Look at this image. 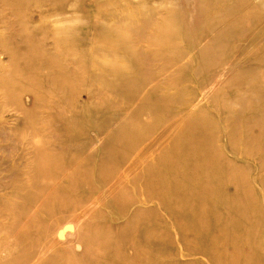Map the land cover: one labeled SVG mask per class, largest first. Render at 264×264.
<instances>
[{"label": "rangeland", "instance_id": "374dc122", "mask_svg": "<svg viewBox=\"0 0 264 264\" xmlns=\"http://www.w3.org/2000/svg\"><path fill=\"white\" fill-rule=\"evenodd\" d=\"M0 264H264V0H0Z\"/></svg>", "mask_w": 264, "mask_h": 264}, {"label": "bare ground", "instance_id": "6f19581e", "mask_svg": "<svg viewBox=\"0 0 264 264\" xmlns=\"http://www.w3.org/2000/svg\"><path fill=\"white\" fill-rule=\"evenodd\" d=\"M58 31H60V28ZM143 137H144L143 134L133 137L131 139V141H133V142H131L129 147L126 148V152L129 154V150L134 148L133 144H138L137 142L142 140ZM146 144H144L143 147L138 149L137 154L135 156H133L131 160L130 159H124L123 164L125 163V169L121 172V174L118 175V178H117L118 182L117 183H120V180L122 179V177L125 176V172H126L127 168H130L131 169L130 172H132V169L136 166V164L138 163L140 158L143 156V154L150 147L149 145H146ZM126 146H128V145H126ZM173 151L175 154L181 153L180 149L173 148ZM193 166L185 167L183 165V163L178 159V157L174 156V157L168 159L167 163L165 165H162L159 169L157 166L155 168H153L149 172V174L146 175L145 177L137 176V177L132 178L131 184L136 182V181H139V180L142 181L143 180L142 182L151 184V187H149L148 185H145V188H148L152 193L159 195L160 197H161V195H168L170 187L172 186V184L175 181L179 182V180L174 181L171 177H168L171 180H168L165 178L161 179L160 176H165V175L161 174V172L164 171L170 176H175V178L177 179V177H179V176H176V175L181 174L183 172H186V173L190 172V174H193V170H194ZM114 184L115 183H112V185H114ZM181 200L184 201L185 199H181Z\"/></svg>", "mask_w": 264, "mask_h": 264}]
</instances>
